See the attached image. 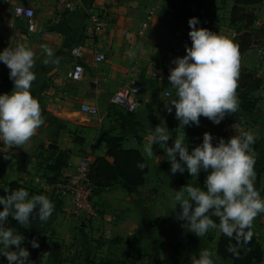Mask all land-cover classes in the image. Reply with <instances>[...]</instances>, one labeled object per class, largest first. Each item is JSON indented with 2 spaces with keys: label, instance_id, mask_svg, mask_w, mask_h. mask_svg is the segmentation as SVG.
Segmentation results:
<instances>
[{
  "label": "crops",
  "instance_id": "obj_1",
  "mask_svg": "<svg viewBox=\"0 0 264 264\" xmlns=\"http://www.w3.org/2000/svg\"><path fill=\"white\" fill-rule=\"evenodd\" d=\"M71 2V10L59 13L55 0H27V5L35 12L28 22L15 18L10 12L0 13V52L22 44L36 53L33 71L37 79L31 92L39 100L45 118V123L28 143L11 149L0 143V171L3 170L0 187L14 181L28 192L35 189L33 178L41 176L45 166L53 163L60 152L69 155V171L81 156H87L93 162L105 154L104 143L95 145L105 133L121 138L123 148L137 150L146 160L149 171L143 185L132 190L118 182L98 183L93 198L97 217L93 221L78 223L69 214L68 198L59 197L50 199L55 210L48 223L41 224L36 220L26 229L9 216L6 226L15 228L24 237L35 232L42 242L59 244L62 251L60 264H101L124 255H131L125 264H182L186 255L194 257L201 250L213 253L214 264H231L216 255L219 228L198 237L189 231L184 221L176 218L181 211L174 199L176 191L186 184L206 191L205 180L209 172L201 170L198 177H192L186 169L183 174H172L170 169H162L169 161L159 144L153 145L152 158H146L144 148L149 142L150 130L159 124H165L171 132L168 147L173 146L176 135H185L189 152L202 143L205 132L213 134L217 125L203 116L199 126L193 124L177 130L179 121L174 106L173 116L165 114L166 105L176 99L168 76L170 69L175 67L172 61L186 55L185 46H191L190 18L199 19L198 28L234 38L240 34L239 25L231 27L229 23L233 1ZM248 9L256 19L254 28L264 30V4ZM92 13L102 17V30L98 35L89 30ZM148 13H152L149 26L139 34L141 22ZM44 46L60 57L58 65H44ZM258 47L253 46L240 56L241 67L251 72L257 81L251 92L255 109L243 112L239 107L236 113L227 115L221 122L237 118L249 123L255 136L252 145L256 154L255 187L264 198V65L257 64ZM74 48L82 51L78 61L71 56ZM129 50L134 52L131 57L127 54ZM95 52L104 54V62L94 63ZM77 62L83 66L84 74L79 82H72L66 79V73ZM150 70L160 76V82L148 81L146 75ZM9 73L8 67L0 62V94L11 93L13 89ZM133 82L142 87L138 96L139 108L134 113H126L111 105L114 92ZM165 92L170 94L169 98L164 97ZM82 104L95 106L100 116L96 119L84 116L80 112ZM76 137L81 140L75 142ZM213 143L217 142L213 140ZM0 210H3L2 205ZM251 228L264 252V213L255 218ZM105 234H109L110 239L106 240ZM135 251L139 257L132 256ZM39 264L51 263L42 258ZM261 264H264V253Z\"/></svg>",
  "mask_w": 264,
  "mask_h": 264
},
{
  "label": "clouds",
  "instance_id": "obj_2",
  "mask_svg": "<svg viewBox=\"0 0 264 264\" xmlns=\"http://www.w3.org/2000/svg\"><path fill=\"white\" fill-rule=\"evenodd\" d=\"M188 23L191 46H185L186 55L172 61L175 67L170 69L168 76L176 99L166 108L171 113L174 106L179 121L177 130L193 124L199 126L202 116L218 125L239 109L240 52L234 37L198 28L200 21L196 17L190 18ZM44 51L45 66L59 64L60 57H56L50 48L44 46ZM127 54L131 57L134 52L129 50ZM35 57V51L22 44L0 52V62L8 67L9 79L13 81L11 93L0 94V143L7 149L28 143L45 123L39 100L31 92L37 79L33 71ZM149 136L144 148L146 158L153 157V145L159 144L170 162L172 174H183L186 169L192 177H198L201 170L209 172L205 180L206 191L192 184L176 191L174 199L181 208L176 218L184 221L189 231L198 237L219 228L229 240H235V244L228 245L227 251L239 258L241 248L251 241L253 233L250 229L255 218L264 213V198L255 187L254 134L246 131L227 141L219 138L214 144V137L205 132L202 143L191 152L185 135H176L173 146H167L171 132L165 124L151 129ZM5 158H8L6 154ZM157 160L159 162L160 158ZM137 167L143 170L146 164L138 163ZM4 192L5 195L0 196L3 206L0 210V245L3 246L0 255L6 257L8 264H32L30 252L21 246L25 237L15 228L6 226L8 218L11 216L27 229L36 213L35 218L46 224L55 205L46 195L30 196L23 187L5 189ZM213 216L219 219V224ZM31 245L39 247L35 238ZM47 255V252L43 254L44 257ZM212 256V252L201 250L193 264H214Z\"/></svg>",
  "mask_w": 264,
  "mask_h": 264
},
{
  "label": "trees",
  "instance_id": "obj_3",
  "mask_svg": "<svg viewBox=\"0 0 264 264\" xmlns=\"http://www.w3.org/2000/svg\"><path fill=\"white\" fill-rule=\"evenodd\" d=\"M233 6L230 12L229 23L230 26L239 25L238 30L240 34L234 38L235 43L239 47L240 56L253 46H264V30L255 29V16L248 7L254 5L264 4V0H232ZM254 75L241 67L238 79L237 95L239 99V107L243 112H250L255 109V99L251 97V92L255 89L256 84ZM104 143L105 154L104 156L97 157L90 164V179L98 186L100 182H118L122 184L127 190H132L136 187L143 185L145 175L149 171L146 160L135 149H125L122 147V139L111 134L105 133L101 136L95 145ZM69 155L66 152H60L53 163L45 166L42 178L49 184L56 183L61 171L68 166ZM138 163L146 164V167L141 170L137 167ZM171 168L170 162H166L162 165V169L169 170ZM0 171V177L2 174ZM25 187L18 182H9L0 187V196L5 195V189H18ZM31 195H39L40 191L32 189L29 191ZM36 213H33V218L30 219V223L38 220ZM212 219L219 224L217 217ZM250 231L253 233L252 228ZM36 239L39 243L38 248H33L31 241ZM235 244V240H229V238L222 233L217 241L216 255L223 261H228L231 264H261L263 260V249L259 240L255 237L254 233L251 237L250 243L244 245L240 250L239 258H236L233 254L227 251L228 245ZM22 246L27 248L30 252L29 260L32 264H39L41 259L44 258L51 264H60L62 260L61 246L56 242L46 241L42 242L39 234L32 232L25 237ZM0 245V249H2ZM47 252V257L43 254ZM131 255H124L121 259H107L101 264H125L127 258ZM132 256L139 257L140 254L135 251ZM199 254L194 257L186 255L182 264H193V260L197 259ZM6 257L0 255V264H6Z\"/></svg>",
  "mask_w": 264,
  "mask_h": 264
},
{
  "label": "built area",
  "instance_id": "obj_4",
  "mask_svg": "<svg viewBox=\"0 0 264 264\" xmlns=\"http://www.w3.org/2000/svg\"><path fill=\"white\" fill-rule=\"evenodd\" d=\"M27 0H0V13L10 12L15 18L23 21H31L34 16V10L26 3ZM59 7V13L71 10V0H55ZM152 13L144 16L140 25L139 34H142L149 26ZM12 27V24H8ZM89 30L94 35H98L102 30V17L97 13L89 16ZM71 56L75 61L82 57L81 48L71 50ZM105 56L101 52H95L93 61L95 64L104 62ZM257 64L264 65V46L257 48ZM84 74V68L81 63L77 62L66 73V79L72 82H79ZM149 82L157 83L161 78L155 71L150 70L146 75ZM142 92V87L133 82L117 89L110 98L111 105L121 109L126 113H134L139 108L138 96ZM165 98H169L168 92L164 93ZM80 112L90 118L96 119L100 116L99 110L95 106L82 104ZM167 116H173L174 110L169 113L166 109ZM250 131V125L243 119L230 118L219 125L213 131L214 141L218 142L219 138L227 141L234 135H240L243 132ZM90 164L87 156H81L78 163L68 170L69 165L61 171L59 180L54 184L47 183L41 176H35L32 180V187L46 195L49 199L65 197L69 200V214L78 223L90 222L96 219L97 215L93 207V198L96 192V185L90 179ZM106 240L110 239L109 234H105Z\"/></svg>",
  "mask_w": 264,
  "mask_h": 264
},
{
  "label": "rangeland",
  "instance_id": "obj_5",
  "mask_svg": "<svg viewBox=\"0 0 264 264\" xmlns=\"http://www.w3.org/2000/svg\"><path fill=\"white\" fill-rule=\"evenodd\" d=\"M78 140H81V139H79V138H75V142H77ZM263 246H264V244H263ZM214 262V261H213ZM220 262V261H219ZM221 263V262H220Z\"/></svg>",
  "mask_w": 264,
  "mask_h": 264
}]
</instances>
